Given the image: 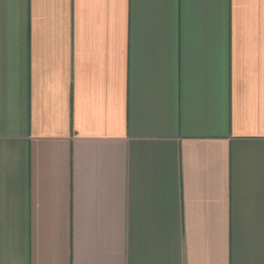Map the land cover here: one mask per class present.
Segmentation results:
<instances>
[{"label":"crops","instance_id":"obj_1","mask_svg":"<svg viewBox=\"0 0 264 264\" xmlns=\"http://www.w3.org/2000/svg\"><path fill=\"white\" fill-rule=\"evenodd\" d=\"M0 264H264V0H0Z\"/></svg>","mask_w":264,"mask_h":264}]
</instances>
